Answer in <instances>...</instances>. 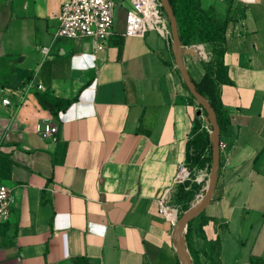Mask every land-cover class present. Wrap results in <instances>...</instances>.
<instances>
[{
	"label": "crops",
	"instance_id": "0c3cea01",
	"mask_svg": "<svg viewBox=\"0 0 264 264\" xmlns=\"http://www.w3.org/2000/svg\"><path fill=\"white\" fill-rule=\"evenodd\" d=\"M63 2L0 0V181L14 190L0 264H183L178 225L159 200L182 206L181 189L191 206L204 197L213 160L207 113L184 82L172 39L123 34L130 0H116L115 33L99 52L88 38L53 42ZM172 4L184 64L195 82L213 78L220 111L215 191L188 222L189 256L193 264H264V0ZM216 20L224 42L215 68L202 53ZM50 44L45 57L41 46ZM30 81L45 88L18 106ZM47 91L56 114L39 101ZM43 119L59 123L60 141L37 133ZM185 169L191 176L176 181Z\"/></svg>",
	"mask_w": 264,
	"mask_h": 264
},
{
	"label": "built area",
	"instance_id": "2783aa9c",
	"mask_svg": "<svg viewBox=\"0 0 264 264\" xmlns=\"http://www.w3.org/2000/svg\"><path fill=\"white\" fill-rule=\"evenodd\" d=\"M131 7L126 12L125 36H145L149 31H156L165 39H172L169 17L161 0H130ZM116 0H64L59 14V23L53 33V42L56 40H78L88 38L93 52L105 50L111 43L115 33ZM45 57L51 54L52 44L41 46ZM45 88L41 82L30 81L20 89L22 98L17 105H23L26 95L33 89ZM15 90L3 98L4 104H10ZM37 133L45 136L51 142L60 141V125L51 120L43 119L35 125ZM187 171H183L176 181L187 179ZM13 187L0 181V224L7 222L13 212ZM160 211L174 225L179 224V214L185 212L182 206L169 203L168 197L159 200ZM173 212L176 214L173 215Z\"/></svg>",
	"mask_w": 264,
	"mask_h": 264
},
{
	"label": "water",
	"instance_id": "95a60500",
	"mask_svg": "<svg viewBox=\"0 0 264 264\" xmlns=\"http://www.w3.org/2000/svg\"><path fill=\"white\" fill-rule=\"evenodd\" d=\"M161 1L170 20L172 40H173V51L178 68L182 74L186 86L193 94V96L196 98V100L199 102V104H201L202 108L206 111L207 113V115L205 116L206 122L212 126L211 141L213 144V160H212V166H211L206 193L204 197L201 198V200L197 204L193 205L189 210L186 211V213L179 220V224H178V228H179V233L177 238L178 255L181 258L183 264H193L192 259L188 253L185 232L189 220L192 219L195 215H197L213 197L216 181H217V174H218L220 143H221V139H220L221 128L215 108L213 107L209 99L197 89L196 83L194 82L187 67L184 64L182 50H181L182 43L179 33L178 21L172 1L171 0H161ZM201 113L202 110H199L197 114L200 115Z\"/></svg>",
	"mask_w": 264,
	"mask_h": 264
},
{
	"label": "trees",
	"instance_id": "16d2710c",
	"mask_svg": "<svg viewBox=\"0 0 264 264\" xmlns=\"http://www.w3.org/2000/svg\"><path fill=\"white\" fill-rule=\"evenodd\" d=\"M195 83H196L197 89L209 99V101L211 102V104L213 105V107L215 108L217 112V116H219L220 111H219V107L217 104L218 99H217V95L215 91V83H214L213 78L207 74L204 76V78L200 82H195ZM38 96H39L40 103L44 107L49 108L55 114L58 112L59 107H58L57 99L52 95L50 91L39 93ZM196 126H197V129L201 127V123L198 120H197ZM199 158H200L199 154L194 157L195 161H199ZM193 187H196V186H193ZM179 200L181 202H186V203H183L182 209L184 211L188 210L189 209L188 203L191 200L190 192L181 189L179 192ZM253 264H262V261L259 258H254Z\"/></svg>",
	"mask_w": 264,
	"mask_h": 264
},
{
	"label": "rangeland",
	"instance_id": "374dc122",
	"mask_svg": "<svg viewBox=\"0 0 264 264\" xmlns=\"http://www.w3.org/2000/svg\"><path fill=\"white\" fill-rule=\"evenodd\" d=\"M223 29H224L223 23L219 20H216L213 23L212 31L207 36L203 37L209 43L207 54L202 53L203 57L205 59H207L206 61L209 64V67H215L216 68L220 64L221 54H222V50H223V42H224V30ZM196 155H193V157H195ZM185 171H187V170L185 169ZM189 176H191V172L189 173ZM189 176L187 178H189ZM168 200H169V203L173 202L169 198H168ZM188 204H189V209H190L192 207L191 206L192 204H190V203H188ZM186 211L181 212L179 214V220L186 213Z\"/></svg>",
	"mask_w": 264,
	"mask_h": 264
},
{
	"label": "bare ground",
	"instance_id": "6f19581e",
	"mask_svg": "<svg viewBox=\"0 0 264 264\" xmlns=\"http://www.w3.org/2000/svg\"><path fill=\"white\" fill-rule=\"evenodd\" d=\"M176 213L175 212H173V215H175Z\"/></svg>",
	"mask_w": 264,
	"mask_h": 264
}]
</instances>
